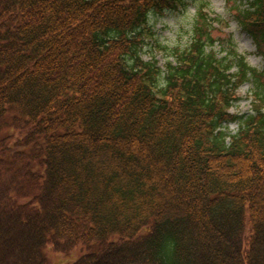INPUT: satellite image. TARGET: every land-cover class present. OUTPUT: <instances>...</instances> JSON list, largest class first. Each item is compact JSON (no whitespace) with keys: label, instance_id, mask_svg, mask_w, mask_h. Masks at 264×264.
I'll list each match as a JSON object with an SVG mask.
<instances>
[{"label":"trees","instance_id":"16d2710c","mask_svg":"<svg viewBox=\"0 0 264 264\" xmlns=\"http://www.w3.org/2000/svg\"><path fill=\"white\" fill-rule=\"evenodd\" d=\"M187 1L0 0L17 135L0 140V264H46L47 245L81 247L73 264H264V66L216 53L202 9L162 68L141 57L150 17ZM232 1L264 62V0ZM246 82L251 114L233 115Z\"/></svg>","mask_w":264,"mask_h":264},{"label":"rangeland","instance_id":"374dc122","mask_svg":"<svg viewBox=\"0 0 264 264\" xmlns=\"http://www.w3.org/2000/svg\"><path fill=\"white\" fill-rule=\"evenodd\" d=\"M234 6L232 0H188L183 7L179 6L175 10L166 9L159 14H153L150 17L153 37L146 39L142 49V59L148 60L149 57L154 56L158 66L162 68L166 60L169 59L164 48L182 49L189 43L192 22L197 10L202 9L204 15L214 20L211 21L210 25L211 37L219 41L214 47L215 52L222 54L223 49L228 51L229 47L232 46L237 55L245 58L249 67L261 71L264 62L257 55L251 37L236 22L233 12ZM252 88L251 82L239 86L237 90L238 101L232 105L231 114L236 116L251 114L250 92ZM6 125L0 126V140H7L9 136L17 140L15 138L17 136L16 131L10 128L9 118H7ZM225 129L227 133L233 135L238 130V124L228 123L225 125ZM2 154L8 155L4 151ZM7 161L9 163V160ZM44 255L46 264H73L83 255V249L78 247L65 255L54 252L51 246L47 245L44 249Z\"/></svg>","mask_w":264,"mask_h":264}]
</instances>
